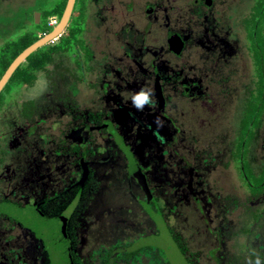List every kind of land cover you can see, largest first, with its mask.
<instances>
[{
  "label": "flooded vegetation",
  "instance_id": "af4514ba",
  "mask_svg": "<svg viewBox=\"0 0 264 264\" xmlns=\"http://www.w3.org/2000/svg\"><path fill=\"white\" fill-rule=\"evenodd\" d=\"M68 2L0 43L1 83L50 36L0 88V264H264V0Z\"/></svg>",
  "mask_w": 264,
  "mask_h": 264
},
{
  "label": "rangeland",
  "instance_id": "374dc122",
  "mask_svg": "<svg viewBox=\"0 0 264 264\" xmlns=\"http://www.w3.org/2000/svg\"><path fill=\"white\" fill-rule=\"evenodd\" d=\"M21 8H23L21 0H0V43L2 40L15 39L19 34H21V26L23 25V21L20 20ZM216 97L221 99L220 96ZM236 101L237 100L234 96H230L223 102H218V100H215L213 103H208V105H206L204 112L206 114L212 113L214 119L216 120L222 116V113L227 115L225 118V127H227L228 131H230L232 129V121L234 117L236 119ZM218 167L221 168V164H219ZM220 176V180L223 182V184L229 188H233L235 186L236 179L233 177V175H231L230 172L227 171L225 175L222 173Z\"/></svg>",
  "mask_w": 264,
  "mask_h": 264
},
{
  "label": "clouds",
  "instance_id": "9594fccd",
  "mask_svg": "<svg viewBox=\"0 0 264 264\" xmlns=\"http://www.w3.org/2000/svg\"><path fill=\"white\" fill-rule=\"evenodd\" d=\"M153 89L151 87H142L137 93L132 97V104L138 111H143L146 105H152L153 101ZM251 264V261L249 262ZM254 264H262L260 256L257 255Z\"/></svg>",
  "mask_w": 264,
  "mask_h": 264
},
{
  "label": "water",
  "instance_id": "95a60500",
  "mask_svg": "<svg viewBox=\"0 0 264 264\" xmlns=\"http://www.w3.org/2000/svg\"><path fill=\"white\" fill-rule=\"evenodd\" d=\"M74 1L75 0H69L68 2V6H67V9H66V12L64 14V17H63V20H62V24H64L71 11H72V8H73V4H74ZM50 37V36H49ZM49 37H47L45 40H42L40 42H37L35 43L34 45H32L31 47H29L28 49H26L16 60L15 62L12 64V66L10 67V69L8 70L5 78L1 81L0 83V88L2 87V85L4 84L6 78L12 73V71L16 68V66L27 56L29 55L33 50H35L42 42L46 41Z\"/></svg>",
  "mask_w": 264,
  "mask_h": 264
}]
</instances>
